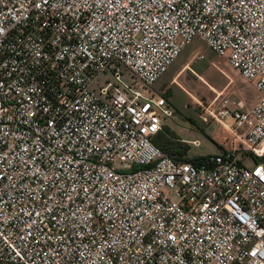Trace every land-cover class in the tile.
I'll return each instance as SVG.
<instances>
[{
  "label": "built area",
  "instance_id": "built-area-1",
  "mask_svg": "<svg viewBox=\"0 0 264 264\" xmlns=\"http://www.w3.org/2000/svg\"><path fill=\"white\" fill-rule=\"evenodd\" d=\"M197 38L258 91L181 86L233 136L199 163L153 142ZM0 264H264V0H0Z\"/></svg>",
  "mask_w": 264,
  "mask_h": 264
},
{
  "label": "crops",
  "instance_id": "crops-1",
  "mask_svg": "<svg viewBox=\"0 0 264 264\" xmlns=\"http://www.w3.org/2000/svg\"><path fill=\"white\" fill-rule=\"evenodd\" d=\"M179 56L168 67V69L163 73V75L160 77V79L156 82L154 86V91L156 93L164 92L168 94V97H167L168 102L173 108L172 115L169 118H167L163 123V129H165V131H169V127L167 126L166 121L168 119H171V121L175 122V119H174L175 114H179L181 116L183 114V116H185L186 115L185 110L188 108V105H189L186 102V99H187L186 96L180 92V89H178V87L174 85V82L176 83V85H178L177 82L175 81V79L178 76H180V78L184 81L189 80L190 76H188V72L186 69H184V67L185 65H187V63L189 64V66L193 67V63L187 62L188 61L187 55L181 58H179ZM200 58L201 57L197 56L195 60L200 59ZM217 62L219 63V65H223L226 69H228L230 73H232L234 77L238 79L237 81H239L242 84L245 92L241 93L237 91L235 88H234L235 90L233 91L227 90L228 94L234 91L235 92L230 95H226L223 92L222 96H217L218 98L216 97L214 99L215 103L217 104V105L215 104L216 105L215 107L222 106L223 99L227 100V102L225 103V106H227L230 109H235V108L245 109L249 107L252 104V102L258 97V91L255 88V86L252 83L244 80L239 75L238 72H236L234 69L229 67L224 61H222V59L220 60L219 58ZM208 67H209V70H211V72L216 73L218 77L221 78L224 85L227 83L226 78L220 72H218V70L215 68L216 65L211 66L210 64H208ZM198 72L201 74L202 78L205 79V77H203V72L202 71L201 72L198 71ZM201 81L202 79L198 80L197 78H193L192 88L194 89L196 88V90L198 89V92L200 93V95H202L203 99L206 102L209 100H212L213 94L210 92V90H208L207 86L204 85L205 82L203 81L204 82L203 83ZM180 88H181V85H180ZM230 96L233 97V99H229ZM202 106H204V104H202ZM202 106H201L202 113H200L196 117L198 118L196 121L192 120V123H191L188 118L187 119L182 118L185 122H189V126H188L189 128H186L185 126L176 122L175 129L170 127L169 132L177 136L179 140L190 144V140H194V139L199 140V139L195 134H193V132H188L189 130L187 129H192V130L195 129L196 131L202 132L206 136L211 138L212 142H214L216 146L218 147V150L216 152H219L224 148L231 147L233 144V136L231 135V131L227 129L226 127L222 126L221 124H219L216 120L209 117L207 113L203 110ZM228 121H230V119H228Z\"/></svg>",
  "mask_w": 264,
  "mask_h": 264
},
{
  "label": "rangeland",
  "instance_id": "rangeland-1",
  "mask_svg": "<svg viewBox=\"0 0 264 264\" xmlns=\"http://www.w3.org/2000/svg\"><path fill=\"white\" fill-rule=\"evenodd\" d=\"M185 55H187L188 57V61L189 63H193V67L189 66V64L187 63V65H185L184 69L187 70L188 72V76H190L189 80L184 81L180 78V76H178L175 81L177 83H179L182 87H184L187 91L190 92V94L193 96V98H196V100H198L201 105H208L210 104L211 107H215L217 104L215 103L214 99L217 96H222L223 92L226 95H230L233 94L232 93H227L230 90H237L241 93H244L245 90L242 86V84L237 81L238 79H236L234 77V75L232 73H230V71L228 69H226L223 65H219V63L217 62L218 59L220 58V60L222 59V61H224L229 67H231L227 60L223 57L218 56L216 53H214L207 45L206 43L197 38V39H193V41L191 43H189L186 47H184L180 53L179 58L184 57ZM202 55V57L200 59H197V56ZM212 55V56H211ZM208 64H210L211 66L216 65V69L218 70V72H220L227 80V83L224 85L221 78L218 77V75L214 72H211V70H209ZM194 68V69H193ZM232 68V67H231ZM233 69V68H232ZM198 71H202L203 72V77H205V79L209 82H207L204 78H202L201 74ZM125 78H128L129 75L126 72L124 74ZM193 78H197L198 80H201V82L204 83L205 86H207L208 90H210V92L213 94L212 100L209 101H205L202 97V95H200V93L198 92V89L196 90V88H192L193 86ZM109 79L111 80V77H109L108 75H102L101 79L99 81V85H102L106 82V80ZM174 85L176 87H178V89H180V92L183 93L186 96V102L189 104L188 108L185 110V116L179 115V114H175L174 115V121H171V119H168L166 121L167 126L169 127V131H170V127H172L173 129H175V123H179L183 126H185L186 128H189V122H185L183 119H189L190 122L192 123L193 121H196L198 118H196L200 113H202L201 110V105L194 100L192 97H190L187 93L183 92L181 90V88L176 85V83L174 82ZM197 87V86H196ZM235 88V89H234ZM228 90V91H227ZM218 98V97H217ZM229 99H233V97H229ZM216 104V105H215ZM183 118V119H182ZM182 127V126H181ZM177 129V128H176ZM189 130L188 132H193V134H195L198 139H199V145L195 146L192 144H189V147L187 149L186 152V157H198V156H206V155H210L213 153H217L216 151L218 150V147L216 146V144L214 142H212L211 138L206 136L204 133L196 131L195 129H187ZM240 157H242L241 153L239 154ZM254 163V159L251 155L247 154L244 158H243V164L245 165H251Z\"/></svg>",
  "mask_w": 264,
  "mask_h": 264
},
{
  "label": "trees",
  "instance_id": "trees-1",
  "mask_svg": "<svg viewBox=\"0 0 264 264\" xmlns=\"http://www.w3.org/2000/svg\"><path fill=\"white\" fill-rule=\"evenodd\" d=\"M164 95L168 97V94L165 93ZM153 142L157 146H159L163 151L172 155V157H174L175 159L199 163L205 157V156L186 157L185 155L189 147V144L179 140L177 136H175L173 133L169 131H165V129H163V131L158 132L153 137Z\"/></svg>",
  "mask_w": 264,
  "mask_h": 264
}]
</instances>
